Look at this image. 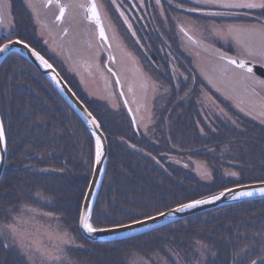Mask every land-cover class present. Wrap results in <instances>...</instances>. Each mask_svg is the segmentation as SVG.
Masks as SVG:
<instances>
[{
  "label": "trees",
  "instance_id": "1",
  "mask_svg": "<svg viewBox=\"0 0 264 264\" xmlns=\"http://www.w3.org/2000/svg\"><path fill=\"white\" fill-rule=\"evenodd\" d=\"M11 4L16 17L11 39L25 40L47 58L41 49L43 38L32 17L24 16L21 0ZM246 13L225 19L258 24L264 17L263 11L250 17ZM163 41L145 42L151 73L169 87L168 96L156 103V122L148 132L139 125L135 129L119 92V108L113 109L107 100L90 98L72 75L64 76L101 123L109 143L106 178L92 218L97 228L141 220L172 209L179 201L264 181V124L229 106L238 125L221 117L208 124L202 116V87L214 89L199 74L190 53H176L166 45L169 40ZM156 50L166 53L155 55ZM228 51L235 53L232 47ZM221 73V67L212 63L215 78ZM0 116L8 148L0 179V222H11L24 204L59 215L80 244L67 249L75 264H130L134 254L146 259L161 254L173 264L178 263L172 254L188 264L252 260L264 264V198L198 213L129 239L87 240L79 230V215L93 171L95 144L86 123L17 53L0 67ZM198 163L211 171L210 179L200 176ZM233 172L238 175H229ZM5 244L0 236V264H27L19 249Z\"/></svg>",
  "mask_w": 264,
  "mask_h": 264
},
{
  "label": "flooded vegetation",
  "instance_id": "2",
  "mask_svg": "<svg viewBox=\"0 0 264 264\" xmlns=\"http://www.w3.org/2000/svg\"><path fill=\"white\" fill-rule=\"evenodd\" d=\"M29 2L30 0H21V5L24 6L23 9H25L22 12L27 20H29L27 17L29 14L34 24L44 29L42 33L44 37H42L41 49L44 51L47 59H49L55 68L61 72L63 78L65 75L70 76L75 74L76 80L77 78L81 80L87 67H89L91 71L95 70L98 73V78L101 79L100 81H102V84H106V87L112 88V81L117 91L120 93V85L134 113L135 119L138 122L141 118V109H138V106L142 105L144 102L143 92H145L147 88L146 83L150 82L152 77L148 75V70L143 66L138 65V68L129 65L127 59L126 64L128 65H123L121 63V59L120 57L118 58L113 46L115 42L117 44L119 42L117 37L115 40L112 39L114 34L112 24L108 22L109 17L106 16V14H109L110 18L114 17L113 22H115L120 30L122 28L127 29L130 37L127 33H124L128 40L126 43H130L131 45L136 43L139 51L144 49L145 42L150 39L154 41L164 40L163 42H168L169 40L170 42L168 43L170 44L166 45L173 47V51L176 53L194 54L197 60L201 58V54L206 55V57H208V61L206 62L207 67H201L198 72L202 75V78L207 84L215 85L212 80V82L209 81V78L212 76L225 95L229 97L234 96L239 99L240 102L246 101L251 108L254 107L256 97H258L257 88L255 87L256 94L249 91V88L253 87L252 83L250 81H241L240 75L242 70L234 68V66H228L227 72H224L223 62H221L217 56L218 50L231 57H237L239 54L236 55L228 51V49L230 50L231 47H234L235 51L238 53L239 45H237L234 40H230L231 42L224 41L217 35L209 37L211 33L205 34L202 32L196 34L186 26V22L184 21V19L187 21L190 19L194 21V23H197L199 22L197 19L202 21H207L208 18L221 19V16L218 18L216 15H210V13L222 12V6L204 5L198 3V0H160L159 4H157L156 0H116V5H119V7H116V5L111 3V0H98V3L101 5L105 31L109 37L108 41L105 42L101 41L97 26L93 22L85 19V9L78 7L79 4H84L85 7H87L89 0H60L61 4L73 5V7L66 11L63 20L56 19V17L59 16V6L55 0H53V3L50 5L46 4V0H33L34 7L32 8L29 7ZM7 3L10 4V9L7 7L0 8L1 35L3 33L6 35L11 33L12 35L16 25V17L11 0H7ZM194 8H199L201 10L190 11ZM240 10H242V12ZM246 11V14L250 17V15L255 14V11L261 10L231 8L223 13L234 12L244 14ZM197 16L208 17L205 19H196ZM234 16V18H240L237 14ZM159 17L164 19L159 22L157 21ZM208 21L211 20L209 19ZM262 21H264V17ZM161 23L164 24L163 28H160ZM188 24H190V21ZM247 25L259 27L260 23L256 24L253 21ZM65 29H67V34H65ZM108 45H111V47ZM124 53L132 63L136 61L129 55V52L124 51ZM162 53L166 52L156 50L155 55H161ZM96 55L98 57L97 59ZM150 55L153 56L152 53ZM247 59L256 60L258 64L264 65V60H261L258 56L247 57ZM212 63L221 67L222 73L220 76H216L218 78H215V74H212ZM104 69L109 73L111 79L107 78ZM254 73L260 80H264L263 74L259 72ZM129 74L134 75L130 76ZM64 79L66 80V77ZM177 83H179V80ZM69 85L71 86V84ZM129 89H131V91H129ZM159 89L163 91V98H166L168 96L169 87L167 88L159 84ZM141 90H143V92ZM210 93L212 94V91ZM158 99L155 102H157Z\"/></svg>",
  "mask_w": 264,
  "mask_h": 264
},
{
  "label": "rangeland",
  "instance_id": "3",
  "mask_svg": "<svg viewBox=\"0 0 264 264\" xmlns=\"http://www.w3.org/2000/svg\"><path fill=\"white\" fill-rule=\"evenodd\" d=\"M237 9V8H235ZM240 9V8H238ZM221 10L223 12H226L228 9L221 7ZM242 12V10H240ZM239 11V12H240ZM233 13L234 15L237 14V16L241 17L243 14L242 13ZM234 15H220L222 18L217 19V18H208L211 21H202L197 18L205 19L207 17L203 16H197L196 19L199 21L197 23H194V21L188 19L184 21L186 22V26L196 34L200 33H211L209 37H214L215 32H214V27L213 26H220V25H226V24H233L234 22L227 21L225 18H233ZM108 16V22L112 24V30L115 36L118 39V44L115 42L113 44L114 49L116 50L115 52L117 53L118 58L120 57V61L123 65H132L136 66L139 68L138 65L143 66L148 70V75H150L151 81L146 83V89L145 92L141 90L144 93V102L142 105L138 106V109L140 108L141 112V118L138 122L139 127L145 131L148 132L149 128L155 124V112H156V103L155 102L158 98L159 99H164L163 98V91L159 89V80L153 76L151 73L150 69V63H149V58L145 55V53H148V47L145 44L144 49H141L139 51L138 45L134 43L131 45L126 39V34L130 37L129 32L127 29L122 28L121 30L119 27L113 22L114 17L110 18L109 14ZM216 16V17H220ZM185 17V16H183ZM164 18L159 17L157 21H161ZM216 20V21H212ZM190 21V24H188ZM188 22V23H187ZM240 24V23H238ZM245 24L246 23H241ZM164 24L161 23L160 28H163ZM43 28H37L38 34L41 37H44L43 33ZM225 41V40H224ZM227 42H231L228 40ZM234 48V47H232ZM129 52L130 55L136 60L134 63H132L124 51ZM235 50V48H234ZM187 54V53H186ZM236 55L239 54L235 51ZM193 64L196 66L198 70H200L201 67L206 66L207 67V61L208 57L206 55L201 54V58L197 60V57L194 54H191ZM145 57V58H144ZM96 55V59H97ZM128 61H127V60ZM126 61L128 64H126ZM132 63V64H131ZM67 66V65H66ZM121 67V66H120ZM131 67V66H130ZM153 68V67H152ZM93 70V69H92ZM120 70V69H119ZM121 71V70H120ZM105 75L107 78H110L109 73H107L106 69H104ZM130 76H133L134 74H129ZM74 79H76L75 74L72 75ZM98 73L93 70H89V67L86 68L84 71V75L81 80L77 78L78 81V86L85 90L87 95L90 98H99L101 100H107L110 107L113 109H118L120 101L119 96H118V91L116 87L114 86L113 82L111 81V86L112 88L106 87L105 83L102 84L101 79L98 78ZM211 80L216 84H212V88L214 91L212 94L210 91L204 87H202V94H201V107H202V116L203 118L208 122V124H211L215 117H221L222 119L228 123H231L235 126V124L238 125V117L234 116L231 111L228 109L229 107H232L236 111H238L241 114H248L254 118H257L259 121H261L262 124H264V115H261V112L264 111V86L261 85H256L255 87L257 88V94L258 97H256V102L254 104L253 110L256 113H253L251 111V107L248 102L242 101L240 102L239 99L235 98L234 96H227L225 93H223L220 90L219 85L217 84L216 80L211 76ZM111 79V78H110ZM161 85V84H160ZM237 89V88H235ZM252 87L249 88V91H251ZM252 92V91H251ZM258 99V101H257ZM224 102L227 104V106H224ZM223 109V113L220 111ZM226 113V115H225ZM235 121V123H233ZM197 172H199L200 176L204 179H210V177L205 178L201 175V172L207 171L211 174V171H209L206 168V165H202L200 163L197 164L196 166ZM169 210V209H168ZM166 211V210H163ZM156 215V214H154ZM187 218V217H186ZM11 226V227H10ZM13 229L15 232H13ZM18 234V235H17ZM0 236L2 239L5 241V243L9 246H14L17 249H19V252L22 256H25L27 264H75L73 260L70 259L69 255L67 254V249L70 247H77L79 242L76 241V238L72 232L67 230L62 221L60 220V216L57 214L49 213L47 211H42L41 209H38L34 206H30L28 204H24L21 206L19 213L14 215L11 222L6 223V222H0ZM13 239H16V243H13ZM23 241L25 244L32 245L31 253H26L24 252L23 249L20 247V241ZM31 255V259H28V256ZM172 257L174 260L177 261L178 264H188L185 263L183 260L178 259V256L176 254H172ZM130 264H173L171 263L170 260H168L165 256L163 257L161 254H156L150 259H146L145 257H141L139 255L134 254L129 261Z\"/></svg>",
  "mask_w": 264,
  "mask_h": 264
},
{
  "label": "snow or ice",
  "instance_id": "4",
  "mask_svg": "<svg viewBox=\"0 0 264 264\" xmlns=\"http://www.w3.org/2000/svg\"><path fill=\"white\" fill-rule=\"evenodd\" d=\"M55 2L59 6V16H57L56 19L63 20L66 11L69 8L73 7V5L61 4L60 0H55ZM156 2L157 4H159L160 0H156ZM52 3L53 0H46L47 5H50ZM111 3L113 5H116V0H111ZM198 3L204 5H219L227 9L244 8V9H259L261 11H264V0H198ZM5 7L10 9L11 6L9 3H7V0H0V8H5ZM29 7L30 8L34 7L33 0H30ZM78 7L85 9V19L93 22L97 26L98 35L101 41H105V42L108 41L109 37L105 31V24L102 19L101 5L98 3V0H89L87 7H85L84 4H79ZM116 7H119V5H116ZM199 10L201 9L194 8L191 9L190 11H199ZM210 15L220 16V15H234V14L216 12V13H210ZM213 27H214L215 35L219 36L221 39L225 41L234 40L237 43V45H239V55L237 57H231L226 53L219 52L217 50V56L219 60L223 62V71L227 72L228 66H234V68L242 70L240 75V80L250 81L253 85L251 91L253 94H256L255 85L264 86V80H260L258 77H256L253 71V67L257 63V61L249 60L247 59V57L258 56L261 58V60H264V21L260 22L259 27L255 25H244L237 23L213 26ZM65 34H67V29H65ZM112 39L114 40L116 39L115 34H113ZM17 44L23 45L24 48L30 49L31 53L35 55L41 61V63L45 65V67L48 68L52 67V65L49 64L48 61L45 60L44 57L39 52L31 48V46L27 44L25 40L22 39L12 40L11 33H9L6 36H0V53H6L9 51H18V49L15 48V45ZM108 46L111 47V45ZM209 81L212 82L211 78H209ZM129 91H131V89H129ZM262 107H264V105H262ZM220 111L223 113L224 110L221 109ZM261 115H264V111L261 112ZM88 116L91 118L90 123L94 125L95 128H99L100 125L99 122L96 120V118L92 117L91 113H89ZM233 123H235V121H233ZM5 133H6V129L4 127L3 119H0V143L4 144L6 150L7 139ZM132 147H135V145H133ZM103 155H104V144L100 136L97 135L95 137V163H101ZM0 160H3L2 155H0ZM201 175L205 178H208L210 177L211 174L207 171H203L201 172ZM229 175L237 176L238 173L233 172V173H229ZM261 183H264V181H261ZM233 192L234 190L232 188H225L223 191H220L218 194L206 196L199 199H192L187 202L179 201L176 203V206L174 208L169 209L167 212H163V211L157 212L156 215L159 217H165V216L174 217L176 213H182L185 212V210L194 209L197 206L212 203L214 201L220 200L221 197L225 196V193H233ZM255 195H260L264 197V187L236 192L232 196V198L237 199L238 197H253ZM86 200L89 201L90 203L93 202V196L91 193L86 197ZM92 218H93L92 208L86 205L79 215V223L88 233H96L99 231L114 232L117 229L123 228L125 229V231H123L121 235L125 237H134L136 231H140V232L144 231L143 227H141L138 230L133 229V225L143 226L147 220L154 221L156 219L155 216L145 215L144 219L142 220L133 219L129 224L116 223L110 229H102L94 226L92 222ZM13 232H15L14 229ZM110 239H116V237L112 236L110 237ZM12 242L16 243L17 241L16 239H13ZM197 243H201V242H197ZM5 246H7V244H5ZM20 247L21 249L24 250V252L31 253L32 245L25 244L21 240ZM201 247L207 249V245L201 244ZM28 259H31V255L28 256ZM251 264H257V261L252 260Z\"/></svg>",
  "mask_w": 264,
  "mask_h": 264
},
{
  "label": "water",
  "instance_id": "5",
  "mask_svg": "<svg viewBox=\"0 0 264 264\" xmlns=\"http://www.w3.org/2000/svg\"><path fill=\"white\" fill-rule=\"evenodd\" d=\"M17 39L18 38H14V40H17ZM27 44H29V43H27ZM15 48L18 49V51H9L6 53H0V67L3 65L6 58L12 53H18L25 60H28L36 69H38L43 74V76L46 78V80L51 83V85L53 86L55 91L58 92V94L68 104V106L70 108H72V110L74 112L77 113V115L81 118L82 121H84V123H86L88 129L93 134L94 144H95V137L97 135L100 136V138L104 144V155L102 157V162L101 163H95V157H94L93 172L91 175L90 182L87 186L85 196L83 198L84 201H83L82 206H81V211L84 209V207L86 205H88L92 208V212H93L94 207L97 203V199H98L97 197H98V195L102 189V184L106 178L105 175L107 172V167H108L107 164H108V159H109V154H108L109 153V143H107L106 134L103 132V130L101 128V123L97 120L95 115L92 114V112H90L88 110L85 103L83 101H80V99L78 98L76 93L71 89V87L68 85L66 80L63 79L60 72H58V70L55 69V67L52 65V63L49 61V59H46L37 49H35L37 52H39L44 57L45 60L48 61L49 64L52 65L51 68L45 67V65L42 64L41 61L35 55H33L31 53L30 49L24 48L23 45L17 44V45H15ZM31 48H33V47L31 46ZM253 71L259 72V73L264 75V65H260V64L256 63L253 67ZM115 76H116V74H115ZM119 89H120V85H119ZM120 91L122 93V99H124V102L126 104V109L129 111V114H130L131 119L133 121L134 127H135V129H137V121H135L134 113L131 110L127 99L125 98L122 89H120ZM89 113H91V116L95 117L96 120L99 122V125H100L99 128H95V126L90 123L91 118L88 116ZM0 119H2L1 116H0ZM7 154H8V148L5 150L4 144L0 143V155L3 156V160H0V179L2 178V176L5 172L4 169L6 167L7 160H8ZM94 155H95V151H94ZM93 185H94V187H93ZM259 187H264V183H261V181H259V182L229 187V188H232L234 190L233 193H225V196L221 197L220 200L214 201V202L209 203V204L197 206L194 209L185 210V212H182V213H176L174 217H168V216L159 217L157 215H152V216L156 217V219L154 221L153 220H147L143 226L133 225V229L138 230L141 227H143V229H144L143 232L136 231L134 237L148 233V232H152L153 230H156V229L162 228L163 226L172 224L175 221L183 220L186 217H190V216H193V215L198 214V213H204L208 210H214V209H217L220 207H226L227 205L238 204V202L263 199L264 197H262L260 195H255L253 197H238L237 199L232 198V196L236 192L244 191V190H252L255 188H259ZM90 193L93 196V202H91V203L86 200V197ZM218 193H216V194H218ZM167 211L168 210L163 211V212H167ZM142 219H144V218H142ZM125 224H129V223H125ZM112 227L113 226L98 227V228L110 229ZM79 230L81 231L82 235L87 240H90L93 242L120 241L121 239L131 238V237H125V236L121 235V233L123 231H125V229H123V228L117 229L114 232L99 231L96 233H88L79 223ZM112 236H115L116 239H110V237H112Z\"/></svg>",
  "mask_w": 264,
  "mask_h": 264
}]
</instances>
